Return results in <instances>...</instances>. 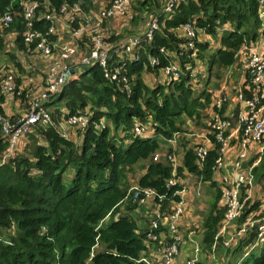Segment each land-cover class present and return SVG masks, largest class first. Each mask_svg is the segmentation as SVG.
Wrapping results in <instances>:
<instances>
[{
    "label": "trees",
    "instance_id": "16d2710c",
    "mask_svg": "<svg viewBox=\"0 0 264 264\" xmlns=\"http://www.w3.org/2000/svg\"><path fill=\"white\" fill-rule=\"evenodd\" d=\"M26 1L0 0V19L6 14L10 17L9 22H1L2 33L14 34L11 47L0 36V69L5 68L3 64H11L20 73L23 70L18 54L35 46V42L26 45L23 40L26 25L22 5ZM28 1L37 2L33 30L46 34L49 40L56 39V35L48 33L52 21L46 15L62 17L66 22L72 16L73 21L62 26L63 35L69 36L94 10L92 0ZM111 1L105 0L103 8L110 7ZM168 1L130 0L126 6L128 28L137 21L154 19L157 28L151 39L144 33L134 36L139 43L132 59L112 60L115 54L110 52L108 65L120 68L117 80L106 78L98 65L76 70L61 91L44 103L51 123L34 125L23 144L4 162L1 158L8 142L0 129V264H146L142 257L151 264L158 263L152 254L167 241V230L164 226L151 227L152 210L159 206L166 215L171 213L173 202L180 199L176 192L183 185H167V180L177 176L182 181L183 170L207 182L206 193L212 195L197 227L200 248L206 252L220 246L218 228L225 215V186L215 178L214 166L222 141H227L224 154L230 147L234 124L239 127V144L246 137L239 103L231 117L224 114L223 108L220 111V121L227 125L210 135L211 147L204 159L197 158L193 147L185 149L182 166L174 175L172 166L153 159V153L160 145L159 137L186 133L187 119L199 125L205 108L212 102L216 108L211 88L219 89L221 72L239 63L240 52L244 59L250 50L260 52L257 44L264 41L260 0H180L174 2L171 12H165ZM63 5H77L80 10L64 17L60 11ZM109 20L102 21L106 30ZM187 25L192 26L193 37L187 36ZM181 30L184 36L178 35ZM116 40L107 35L109 44ZM171 64L179 68L178 78L152 85L144 81L147 72L157 75ZM241 65L244 67V61ZM197 67H203L202 74H195ZM14 83L19 87L20 77ZM244 93L250 96V92ZM17 98L25 104V112L26 99ZM3 102L0 90V105ZM79 114H86L87 126L82 130L69 127L76 138L65 137L59 125ZM0 115H4L1 106ZM137 124H148L150 128H145L147 133L136 134ZM253 145L257 149H253V157H239L241 169L251 181L262 185L264 151L258 148L264 145V136L247 146ZM257 155L260 159L252 166ZM139 164L141 170L137 169ZM133 182L140 188L155 190L163 199H149L144 204L132 200L133 193L128 190L135 185ZM247 186L241 187L243 197ZM243 200L240 197L239 223L260 207L257 201ZM263 216L261 210L253 218ZM255 230L256 226L252 227L234 251L237 260L243 247L249 249L239 264H264V240L254 242ZM152 231L157 235L155 241L147 238Z\"/></svg>",
    "mask_w": 264,
    "mask_h": 264
},
{
    "label": "built area",
    "instance_id": "2783aa9c",
    "mask_svg": "<svg viewBox=\"0 0 264 264\" xmlns=\"http://www.w3.org/2000/svg\"><path fill=\"white\" fill-rule=\"evenodd\" d=\"M175 1L180 0H169L164 6L163 11L171 12ZM129 2L130 0H112L111 5L108 8H102L98 12L90 10L78 27L70 32L69 38L67 37L68 39H65L63 33L60 31H62L63 25L73 21L72 16H70L66 22L62 17L58 18L53 14L46 15V19L52 21V26L49 27L48 33L56 35V39L54 40H49L46 34L33 30L32 20L35 16L37 2L28 0L24 2L22 6L26 30L23 32V40L26 45L35 42V46L26 51L38 52L45 58H49L50 61L48 62V68L46 69L45 74L38 77V85L34 88L24 89L16 87L14 83L16 73L11 70L10 67L7 69H0V76L2 77L0 81L1 92L4 95L11 93L17 97L25 98L28 103V108L19 118L11 119L10 117L0 115L1 133L6 136L8 142V149L4 152L1 158L2 162L11 156V154L23 144L26 135L32 131L34 125L38 123H51L48 109L44 107V103L61 91L63 85L72 76V74L69 73L70 70L75 72L78 69H85L93 65H98L104 69V75L106 78L109 80L118 79L117 76L120 72V68L110 67V63L108 65L110 52H113L114 54H124L126 56L129 55V58L132 59L139 40L137 37L125 38L109 44L106 41L107 30L104 28L102 21L104 19L107 20V18H112L115 15L125 14L126 6ZM260 5V15L264 23V0H260ZM79 10L80 8L77 5H74L72 8H67L63 5L60 8L64 17L77 13ZM9 21L10 17L6 14L0 19V24L1 22L7 23ZM54 21L55 25L53 23ZM58 24L61 25V28L58 27ZM155 28H157L156 20L151 19L144 32L147 39H151V34ZM184 28L188 37L194 36L192 26L187 25ZM188 45L192 47V43L189 42ZM74 57H77L75 61H73ZM244 69L248 76V84L245 89L239 90L236 95L239 109L241 111L240 121L244 124V132L246 135L240 144L243 148L239 155L241 158L245 155L244 149L247 145L251 142H260L264 136V121L260 119L261 112L264 108V54L250 50L244 59ZM178 71L179 68L176 65L171 64L162 70V74L165 79H176L178 78ZM244 91L250 92V96L246 97ZM84 115L79 114L77 116L68 117L63 123L67 127L82 130L87 126L88 122V118ZM145 125L142 126V124H137L135 128L136 134L147 133L150 126L148 124ZM226 125L227 123L223 121L221 122L220 119H216L213 121V124H211V127L217 132L215 129L221 130L222 128H225ZM176 137L177 135L174 134L171 138L167 139V142L174 146L177 142ZM226 145L227 141H222L218 152L219 155L214 166L216 175L219 176L221 182L225 186V188H223V201L226 209L221 224V226L225 228L229 227L238 217L242 185L252 184L251 178L247 177L245 172L241 169L242 162L239 158L234 162L235 174L232 181L228 180V177L223 174V154L226 150ZM208 149L209 148L206 146L198 145L194 148V153L199 160H202ZM167 159L172 166V173L175 175L177 167L175 155L169 154ZM250 171L251 168L247 170V172ZM177 182L183 183L182 181H179L177 176H173L167 180V185H174ZM183 192L184 187L182 190L176 192L180 195V199L173 202L171 213L168 215L161 211L159 206L152 210L153 215H151V227L159 228L160 226H164L167 230V241L160 247L158 252L152 254L153 258L158 261L157 264H175L174 262L179 253V247L183 242V232L178 228V221L181 218L187 203V200L181 196ZM128 193H133L132 200H138L140 204L149 202V199H155L157 201L163 199V196L158 195L155 190L150 188H140L137 184L131 186ZM259 213L260 211L251 213L242 223L237 232H234L231 236L241 234L244 238L248 231L256 226V238L254 242H262L264 240V216L259 219L253 218L254 215ZM147 238L155 241L157 240V235L152 231L147 234ZM141 261L146 264H151L146 257H142ZM184 264L197 263L194 260L188 259Z\"/></svg>",
    "mask_w": 264,
    "mask_h": 264
},
{
    "label": "crops",
    "instance_id": "0c3cea01",
    "mask_svg": "<svg viewBox=\"0 0 264 264\" xmlns=\"http://www.w3.org/2000/svg\"><path fill=\"white\" fill-rule=\"evenodd\" d=\"M92 3L94 4V12H98L105 6V0H92ZM126 14V13H125ZM129 20L130 17L127 15L122 16V15H115L112 18H110L109 22L107 23V32L109 36H115L117 37V40L125 39V38H134L136 35H140L145 32L148 20L145 22H142V26L137 30L140 32H131L132 26L129 27ZM63 33L64 31H60ZM12 38H14V34H10ZM179 36H184L183 30L178 32ZM65 39H68L69 36H64ZM68 37V38H67ZM12 43V42H11ZM259 45L260 52L264 54V41H261L257 44ZM13 46V43H12ZM258 49V48H257ZM40 53L38 52H22L18 54V58L21 62L22 70L20 73H17L10 64V69L13 70L16 73V77H20V86L21 88L27 89V88H34L35 86L38 85V75L33 72L34 71V65L37 68H40V64H37L39 62V59L42 58ZM243 52H240L239 54V63L236 65L232 66L231 72L236 73L237 78H236V83L233 85L234 87L230 89V92H232L234 96V102H231L230 100L233 99V97L228 100V98H225L224 92L227 91L229 88V85L224 83L223 85L219 86V89H216V91H213V101L214 105L217 104V101L221 97L223 101H226L224 103L223 109H224V114H227L228 117H231V111L233 110L234 106L236 107L237 105V97L236 94L239 90H243L245 88L246 84L248 83V76L246 75L245 69L243 65L240 66V62L244 61V56ZM38 55V56H37ZM114 57L116 59H129V55H124V54H115ZM43 59V58H42ZM243 59V60H242ZM45 63H48L50 61L49 58H45ZM75 72L72 74L74 75ZM156 78L158 79L157 81H164V75L162 74V70L156 75ZM264 102V101H263ZM3 111V114L7 117H16V116H21L24 113L25 109V104L15 97L13 94H5L4 95V102L2 105H0ZM206 110L209 109H214L213 108V102L211 105H209ZM264 110V108H263ZM203 114V113H202ZM204 116V114H203ZM191 121L189 119L186 120V123L189 124ZM60 132L65 136L70 139H75L76 138V133L73 130H70L69 127H67L64 123H61L59 125ZM197 133H191L193 135V139ZM184 134H180V136L177 139V142L175 146L169 144L167 141L166 146L168 148H171L170 151L175 154L176 148L178 146L179 140L183 137ZM230 147L227 149L226 153L224 154V168L222 170L223 174L228 177V180H231L234 178V162L236 161L237 158H239L241 148L239 144V127L238 125L234 124V127L231 129L230 133ZM186 139V138H184ZM163 143V140H161ZM160 142V143H161ZM199 145L206 146L207 148L211 147V143L209 139L206 137H202L201 143ZM255 146L253 145L252 148H248L245 152V155H247V159L251 156L253 157L254 152L253 149ZM264 149V146L260 147L259 152H262ZM258 152V153H259ZM184 156V150H183V155L179 160L176 161L177 168L182 166V160ZM245 158V157H244ZM260 159V156L257 155L255 161L252 163V166L256 165ZM160 161V160H159ZM242 162V159H241ZM170 164V163H168ZM243 164V163H242ZM252 168V167H250ZM183 179H182V185L184 187V192L181 196H183L187 200V206L184 208L183 214L181 218L178 221V228L184 233V239L181 244V247L179 249V253L177 257L175 258V264H184V262L188 259L194 260L197 264H216L218 261H221V264H239L242 262L241 258L242 256L246 255L247 249L243 247L242 250V256L239 259H235V254L234 251L237 248H240L241 240L243 236L241 234H235L234 236H231L234 232H237V230L241 227L242 223L238 222V217L230 224L229 227H222L219 226L218 228V236L220 238V246L216 249L215 248L211 249V251H206L203 252L202 249L200 248V235L198 234V230L195 228L199 227L200 224L202 223V214L203 212L207 209L208 204L212 202V195H209L206 193L205 186L208 184L207 182H201L197 179L195 175L192 173L183 170ZM217 180H220L219 176H215ZM218 181V182H219ZM255 190L258 192V196L260 199L261 195V185L256 182V180L252 181L251 185H248L245 189L244 192V197L242 193H240V197L242 199H249L251 197V192H255ZM264 191V189H263ZM242 195V196H241ZM263 195V194H262ZM243 200V201H244ZM250 203L252 202L251 200ZM222 200L220 203L222 204ZM261 209L264 210V205L261 207ZM194 213H197V223L198 225L191 226V223H194L195 217L193 216ZM194 218V219H193ZM185 226L187 229L185 230L183 228ZM190 227V228H189ZM227 242V244H226ZM219 249V250H218ZM222 251V252H221ZM228 252V255H225ZM210 259V260H209ZM154 264H157L156 262Z\"/></svg>",
    "mask_w": 264,
    "mask_h": 264
},
{
    "label": "rangeland",
    "instance_id": "374dc122",
    "mask_svg": "<svg viewBox=\"0 0 264 264\" xmlns=\"http://www.w3.org/2000/svg\"><path fill=\"white\" fill-rule=\"evenodd\" d=\"M126 14H123L122 16H125ZM142 22H140V21H137V22H135V23H133L132 24V29H131V32H140V31H137L141 26H142ZM3 29H2V27L0 26V36H3V38H4V40L6 41V42H8V46L9 47H11L12 46V41H13V38H12V36L9 34V35H4L2 32ZM141 35V34H140ZM257 48H258V51H260V48H259V45L257 46ZM2 54V51H0V59H1V55ZM39 55H41V54H39ZM38 56V55H37ZM42 56V58H40L39 59V62H37V64H40V68H37L36 69V66L37 65H34V71L33 72H35L38 76H40V75H44L45 74V72H46V69L48 68V63H45V61H47V60H45V57L43 56V55H41ZM76 58L77 57H74L73 58V61H75L76 60ZM112 58V60H115L116 58L114 57V56H112L111 57ZM3 64V63H2ZM4 66H5V69H7L8 67L5 65V64H3ZM195 70V74H202L201 72L203 71V67H197V69H194ZM203 78H206V75H205V77H202V79ZM236 78H237V75H236V73H232L231 72V70H229V69H227V70H224V71H222L221 72V76H220V78H219V80H218V84H220V86L221 85H223L224 83H226L227 82V84L229 85V88L227 89V91L226 92H224V94H225V98L227 99L228 98V100H230V98L231 97H233V99L232 100H230L231 102H234V96H233V94H232V92H230V89H232L234 86L233 85H235V83H236ZM143 79H144V81L147 83V84H156L157 82H159V81H157L158 79L156 78V74H150V72L148 73H146V74H144L143 75ZM212 87V86H211ZM211 90L213 91H216V89H215V87L213 86L212 88H211ZM237 95V94H236ZM224 102L225 101H223L222 100V98L220 97L219 98V100L217 101V104H216V108H214V109H211V110H209V109H205L204 111H203V114H204V117L203 118H201L200 119V121H199V125H195L193 122H190L189 124H187V131H186V133H182V134H184L183 135V137L179 140V143H178V146H177V148H176V151H175V154L173 153V152H171L170 151V149L172 148H168L167 146H166V142L164 141V139L163 138H161V137H159V142H161V140H163V143L161 142L160 143V145H159V147L155 150V152L153 153V159H154V157H155V160H160V161H162V162H164V163H170L169 161H168V159H167V156L169 155V154H174L175 155V158H176V161L177 160H179V162H180V159H181V157H182V155H183V150H185V149H190L189 147H193V148H195L196 146H198L200 143H201V140H202V137H206L207 139H209V137H210V135H212V134H214V130L213 129H211V127H210V125L209 124H213V122L212 121H214V120H216V119H220V111L222 110V108H223V106H224ZM85 112L87 113L88 112V110L87 109H85ZM260 119H262L263 121H264V110L261 112V116H260ZM215 130H218V129H215ZM191 133H197L196 135H195V137H194V139H193V135H191ZM184 138H186V139H184ZM76 141H78V139H76ZM175 146V145H174ZM262 146H264V145H260V147H262ZM260 147L258 148V150H260ZM256 148H254V150H255ZM257 150V149H256ZM263 151H264V149H263ZM140 166H142V164H139L138 166H137V169L138 170H141L140 169ZM140 174V173H139ZM138 174V175H139ZM133 184H135V182H133L132 183V185ZM263 189H264V184H262L261 185V193H260V195H261V197H260V200L261 201H263L264 202V191H263ZM263 194V195H262ZM258 198H259V196H258V192L255 190V192H251V197L249 198V199H247V200H251L252 202H259L258 201ZM188 204L186 203V205H185V207L187 206ZM196 219H195V221H194V223H191L190 224V227L191 226H195V225H198V223H197V220H198V218H197V213H194V215H193ZM194 219V218H193ZM189 227V228H190ZM183 228L186 230L187 228L185 227V226H183ZM196 230H197V228H195ZM183 235H184V233H182ZM258 246V245H257ZM180 247H181V245H180ZM180 247H179V249H180ZM98 248V247H97ZM247 249V251L246 252H248V248H246ZM252 249V248H251ZM210 260V259H209ZM216 264H221V261H218Z\"/></svg>",
    "mask_w": 264,
    "mask_h": 264
},
{
    "label": "clouds",
    "instance_id": "9594fccd",
    "mask_svg": "<svg viewBox=\"0 0 264 264\" xmlns=\"http://www.w3.org/2000/svg\"><path fill=\"white\" fill-rule=\"evenodd\" d=\"M180 134H182V133H178V134H176L177 135V137H176V141H177V139H178V137L180 136ZM168 139V138H167ZM167 139H164L165 141H167ZM258 201H259V203H260V207H259V210L258 211H260L261 212V210H263V209H261V207L264 205V202L263 201H261L260 199H258ZM262 205V206H261ZM255 233H256V230H255ZM252 246V245H251ZM247 253V252H246Z\"/></svg>",
    "mask_w": 264,
    "mask_h": 264
},
{
    "label": "water",
    "instance_id": "95a60500",
    "mask_svg": "<svg viewBox=\"0 0 264 264\" xmlns=\"http://www.w3.org/2000/svg\"><path fill=\"white\" fill-rule=\"evenodd\" d=\"M70 74H73L74 72H73V70H70V72H69Z\"/></svg>",
    "mask_w": 264,
    "mask_h": 264
}]
</instances>
